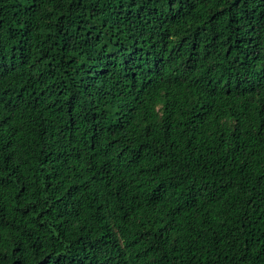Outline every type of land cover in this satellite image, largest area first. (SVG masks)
Segmentation results:
<instances>
[{"label": "trees", "instance_id": "16d2710c", "mask_svg": "<svg viewBox=\"0 0 264 264\" xmlns=\"http://www.w3.org/2000/svg\"><path fill=\"white\" fill-rule=\"evenodd\" d=\"M0 264H264V0H0Z\"/></svg>", "mask_w": 264, "mask_h": 264}]
</instances>
